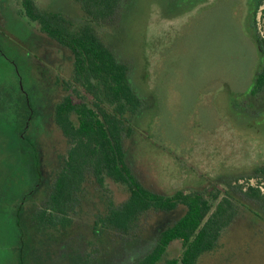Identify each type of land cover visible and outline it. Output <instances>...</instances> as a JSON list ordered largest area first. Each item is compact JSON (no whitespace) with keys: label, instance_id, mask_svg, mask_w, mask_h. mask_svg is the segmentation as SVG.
<instances>
[{"label":"rangeland","instance_id":"374dc122","mask_svg":"<svg viewBox=\"0 0 264 264\" xmlns=\"http://www.w3.org/2000/svg\"><path fill=\"white\" fill-rule=\"evenodd\" d=\"M256 1L130 0L116 21L94 25L128 65L142 99L124 138V159L140 182L164 195L231 193L241 204L217 247L196 264H264V202L243 194L252 185L264 195V174L255 170L264 165V102L257 108L246 101L262 62L253 33L264 38V4L253 17ZM35 3L64 13L72 27L86 22L75 0ZM72 79L71 51L37 29L21 0H0V264H18L16 210L40 202L67 151L54 122L56 104L67 92L90 99ZM85 187L70 215V240L60 252L37 246L36 263L73 264L78 251L95 247L97 264H128L185 212L183 205L148 211L131 235L136 239L114 233L96 239L95 214L109 197L124 201L128 189L110 179L102 188L92 178ZM181 251V242L172 241L157 264Z\"/></svg>","mask_w":264,"mask_h":264},{"label":"trees","instance_id":"16d2710c","mask_svg":"<svg viewBox=\"0 0 264 264\" xmlns=\"http://www.w3.org/2000/svg\"><path fill=\"white\" fill-rule=\"evenodd\" d=\"M75 1L86 18L77 27H72L71 19L60 11L41 9L35 0H21L24 15L36 22L37 29L71 51L72 82L90 99L67 92L55 106L54 122L66 138L68 148L52 183L42 190L40 202L29 206L20 204L16 210L20 231L18 264H42L36 263L37 246L45 249L57 246L54 249L60 252L68 243L74 227L70 215L85 199L88 178L102 188L105 179H110L128 189L124 201L116 205L109 197L105 210L95 214L91 227L94 238L109 233L131 237L143 213L171 211L183 205L185 212L161 230L155 241L147 242L144 253L135 254L128 264H157L174 240L181 242L182 251L177 257L165 259L163 264H196L202 253L217 247L221 232L234 221L241 204L231 193L219 197L213 192L207 195L199 190L178 189L164 195L140 182L124 159V138L131 134L133 116L141 107L142 99L129 82L128 65L115 57L94 28L117 20L130 0ZM263 4L264 0L254 3L253 17ZM262 19L264 25V9ZM253 35L262 62L246 101L258 108L264 102V38L257 33ZM31 148L34 151L33 145ZM255 170L264 174V165ZM243 194L264 202L257 186L248 185ZM131 238L136 239L137 235ZM98 253L95 247L89 252L78 251L73 264H97Z\"/></svg>","mask_w":264,"mask_h":264}]
</instances>
